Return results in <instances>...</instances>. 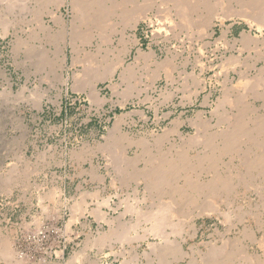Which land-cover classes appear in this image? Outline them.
Listing matches in <instances>:
<instances>
[{
	"label": "rangeland",
	"instance_id": "374dc122",
	"mask_svg": "<svg viewBox=\"0 0 264 264\" xmlns=\"http://www.w3.org/2000/svg\"><path fill=\"white\" fill-rule=\"evenodd\" d=\"M14 1L0 0V238L12 247L11 256L0 255V264H189L191 259L205 264L210 247L242 238L246 226L258 230L262 221L257 232L262 236L264 173L259 177L254 170L242 177L238 158L229 156L223 159L233 160L228 166L222 161L215 168L237 171L227 194L175 193L180 204L174 203L178 209L162 234L151 233V222L138 212L156 210L168 201L173 185L183 184L176 171L177 176L167 173L161 188L155 186L156 159L215 130L196 126L201 119L218 122L217 112L222 115L230 106L219 102L225 90L243 92L240 74L250 79L264 67V31L238 15L216 17L212 28L204 29L201 17H189L188 23L177 17L172 0H150L149 8L143 0H130L123 4L124 14L113 8L117 0H80L81 6L72 0ZM140 4L147 17L133 27L127 16ZM219 5L210 8L211 14L224 15L228 7ZM198 8L194 13L206 12ZM243 33L254 38V45L263 43L253 49L251 42L246 49ZM162 62L170 64L168 71ZM197 142L189 146V155L201 148ZM201 170L206 173L201 180L214 173ZM204 204H214L216 211L203 213ZM182 238L189 254L179 258L176 245ZM239 242L251 252L260 250L248 237ZM229 249L217 259H228Z\"/></svg>",
	"mask_w": 264,
	"mask_h": 264
},
{
	"label": "bare ground",
	"instance_id": "6f19581e",
	"mask_svg": "<svg viewBox=\"0 0 264 264\" xmlns=\"http://www.w3.org/2000/svg\"><path fill=\"white\" fill-rule=\"evenodd\" d=\"M12 1V0H11ZM17 1V0H16ZM14 1V2H16ZM23 1V0H22ZM63 1V0H62ZM60 0V3L62 2ZM73 3L76 5L80 4V2H76V0H72ZM83 1V0H82ZM93 1V0H92ZM104 1V0H103ZM110 1V0H109ZM132 1V0H131ZM130 0H117L114 4H113V8L114 9H120V10H123L122 11V14L126 13L124 12V5L123 4H126L127 2H131ZM145 1V4L142 3V6L143 4L146 5L148 8L151 7L152 4H150V6H148V4L150 3L149 1L150 0H143ZM154 1V0H153ZM165 1V0H164ZM163 1V2H164ZM169 1V0H167ZM166 1V2H167ZM172 6H173V3H174V7H175V12H176V16L177 17H181V20L182 21H188L190 20V18L192 17H201V24H202V28L208 30V28H212L213 24L215 23V20L214 18H220V19H223L225 17H230V15H238V17H243L245 19V21L247 20V22L251 23V24H255L259 29H261L262 31H264V0H192V4L190 3L191 0H172ZM48 2V1H47ZM59 2V1H58ZM96 2L98 4H101L100 3V0H95L93 1V3ZM149 2V3H148ZM162 2V3H163ZM12 3V2H11ZM49 3V2H48ZM51 3V2H50ZM70 3V2H69ZM84 4V2H82ZM81 3V4H82ZM132 3V2H131ZM135 3V2H134ZM171 3V2H170ZM80 4V6H81ZM168 4V2H167ZM217 5V4H220L219 6L221 7H224L227 9L228 7V10L224 13V15L222 16L219 15V13L217 14H211V12L213 13L214 11H210L211 7L213 6L214 8V5ZM74 5V6H75ZM79 6V5H78ZM128 6V5H127ZM141 7V4L139 5ZM169 6V5H168ZM145 9L147 7L143 6ZM205 8L206 12L204 13H201V12H195L194 11L197 9V8ZM218 7V6H217ZM220 7V8H221ZM96 8V7H95ZM101 9H105V7H103L102 5L100 7H98ZM124 8V9H123ZM143 8V9H144ZM198 8V10H200ZM212 8V10H213ZM221 11H223V9ZM97 9V8H96ZM138 9V8H137ZM142 7L139 8V10H136V11H133L131 14H128L129 12H127L128 16H127V19H129L132 24H133V27H136V24L143 18L147 17L146 15V10H143ZM171 9V8H170ZM177 9V10H176ZM202 9V8H201ZM79 10V8H78ZM77 10V11H78ZM99 10V9H98ZM131 10V9H130ZM194 10V11H193ZM225 10V9H224ZM126 11V10H125ZM166 12H168L169 10H165ZM192 11V12H191ZM197 11V10H196ZM100 12V10H99ZM104 11H102L103 13ZM218 12V11H217ZM224 12V11H223ZM97 13V12H96ZM159 13V12H158ZM222 13V12H221ZM114 14V12H113ZM163 14V13H162ZM171 14V13H170ZM169 14V15H170ZM196 15V16H195ZM55 16V14H54ZM171 16V15H170ZM83 17V16H82ZM166 17V16H165ZM169 17V16H168ZM196 17V18H197ZM101 18V17H100ZM159 18V17H158ZM167 19V18H166ZM193 19V18H192ZM226 19V18H225ZM57 20V19H56ZM111 20V19H110ZM109 20V21H110ZM128 20V21H129ZM6 21V20H5ZM100 21V20H99ZM112 21V20H111ZM129 21V22H130ZM175 21V20H174ZM217 21V20H216ZM60 22V21H59ZM171 22V21H170ZM177 22V21H176ZM190 22V21H189ZM1 23V22H0ZM103 24V22H101ZM100 23V24H101ZM109 23V22H108ZM183 23V22H182ZM2 24V23H1ZM6 24V22H5ZM3 23V25H5ZM131 24V25H132ZM188 25V24H187ZM97 26V25H96ZM173 26V25H172ZM4 27V26H3ZM45 27V26H44ZM43 27V28H44ZM48 27V26H47ZM99 27V26H98ZM101 27V26H100ZM175 27V26H174ZM186 27V26H185ZM6 28V27H5ZM190 29V28H189ZM193 29V28H191ZM258 29V30H259ZM201 30V29H200ZM7 31V30H5ZM194 31V30H192ZM199 31V30H198ZM197 31V32H198ZM203 31V30H202ZM201 31V32H202ZM260 31V30H259ZM8 32V31H7ZM83 32V31H82ZM53 33V32H52ZM157 33V31H156ZM199 33V32H198ZM4 34V33H3ZM51 34V33H50ZM55 34V33H54ZM53 35V34H52ZM57 35V34H56ZM80 37H81V34H79ZM84 35V34H83ZM249 34H247L248 36ZM54 36V35H53ZM86 36V35H85ZM192 36V34H191ZM79 37V38H80ZM264 38V37H263ZM243 45L244 47H248L250 48V43L253 42V45H252V48L258 43V41L260 40H255V42L257 41V43L254 45V38L252 39L250 37H246V34L243 33ZM241 39V40H242ZM252 39V40H251ZM251 40V41H250ZM262 41V40H261ZM260 41V42H261ZM242 42V41H241ZM264 42V41H263ZM261 42V43H263ZM111 43V42H110ZM73 44V43H71ZM242 45V46H243ZM264 45V43H263ZM74 46V45H73ZM72 46V47H73ZM257 46V45H256ZM261 47V46H260ZM65 48V47H64ZM75 48V47H74ZM244 48V49H245ZM246 48V49H248ZM76 49V48H75ZM251 49V48H250ZM255 49V48H253ZM61 50V49H60ZM59 50V51H60ZM257 50V49H256ZM260 50V49H258ZM77 51V50H75ZM74 51V52H75ZM60 52L63 53V58L66 59L67 55H66V52L64 49H62ZM47 53V52H46ZM59 53V52H58ZM56 54V53H55ZM45 55V54H44ZM235 56V55H234ZM239 56V55H238ZM232 57V56H231ZM237 56H235L234 58H236ZM62 58V59H63ZM61 59V58H60ZM63 59V60H64ZM91 59V58H90ZM233 59V58H232ZM239 59V57L237 58ZM229 60V59H228ZM233 60H236V59H233ZM199 61V60H198ZM197 61V62H198ZM163 63V62H162ZM170 63V62H169ZM240 64V63H239ZM170 64H166L165 62L162 64L163 68L168 71V67H169ZM161 66V67H162ZM258 68V67H257ZM161 69V68H160ZM171 70V69H170ZM169 70V71H170ZM108 71V70H107ZM114 71V70H113ZM93 73V72H92ZM180 73V72H179ZM241 73V72H240ZM239 73V74H240ZM171 74V73H170ZM168 74V75H170ZM249 74V73H248ZM165 76V75H164ZM171 76V75H170ZM185 77V76H184ZM252 77V76H251ZM99 79V77H98ZM239 81H238V84L240 86H242L244 89H242L243 92H238L239 94H236L237 92H235L236 90H232V88H227V90H225L224 92V95H223V99H221L222 101H219L221 104L223 103V105L225 103H229L230 106H228L229 108L225 107V113L221 115L220 111L217 112L218 116L217 117V121L216 123H213L212 122V119L210 120H207V119H201L200 123L198 122L196 127H201V129H205V130H208V129H213L215 127V130L212 132V131H206L207 134L205 135V137L203 136V139L201 137L202 140H200V138H189L191 140H188L187 142L183 141V145L180 146V148L176 149V151L173 153V152H170L172 154H170L168 156L169 153H165L162 156L163 158H160L158 157V160L156 159V161H158V165L156 164L153 168H155V176H156V183H155V186H159L163 181L164 179L168 182V179L166 177L167 173L169 172H173L175 173L177 171V173L179 174L180 177H182L184 179L183 181V184L180 185V184H177L176 187H173L172 186V183H169L170 186L168 187H171L168 192V196H169V199L168 201L165 202V200H163L162 198V201H164L165 203H161L159 206H156V210L151 209L148 211V212H142V213H139L142 211V208L141 210L139 211V209H137L139 212L138 214H140V217H144L147 219V221H150L151 222V233L155 232L157 234V232L161 233L160 230H161V227L165 224H169L171 222V220L168 219V217H170L173 213V211H175L176 205L180 204V202L178 204H176L177 202H175V199L173 198L174 196L176 197V194H179L180 196H193L195 193L197 195H200L203 193V195H205L206 193H211L212 195L218 191H224L226 192L225 194H227V192H229L230 188H231V185L236 182V179H235V172L237 173V171H234L233 170V167L234 166H231L228 167V168H221L223 169V171H219L216 168V165H218L219 163L218 162H222L223 163H226L227 166L229 164V161L228 163L225 162L223 159L226 157V156H229L231 157L232 159L233 158H238V161H239V165L243 167V171L240 173L242 175V177L246 176L247 174H250L252 172V174L254 173L253 171L256 170V175L257 176H261L263 173H264V67L262 68H259L257 69V72L254 74V76L252 78L249 79V76L246 74V76H244V73L240 74L239 76ZM243 79V80H242ZM249 79V80H248ZM97 80V79H96ZM102 80V79H101ZM90 81V80H89ZM88 81V82H89ZM231 81V80H230ZM245 81H248L245 82ZM85 82V81H83ZM135 82V81H134ZM244 82L246 83V85H241V83L244 84ZM76 84V83H75ZM95 85V84H94ZM135 85V84H134ZM226 86V84H225ZM231 86V85H230ZM245 86V87H244ZM10 87V86H9ZM132 87V86H131ZM229 87V86H228ZM241 87V88H242ZM94 88V87H93ZM95 89V88H94ZM238 90H240L238 87H237ZM250 90H254L252 93H249ZM252 94V95H251ZM166 95V94H165ZM250 95L253 97V100H251V102L249 101V97ZM92 97V96H91ZM167 98V97H166ZM248 99V100H246ZM257 100H261V104H257ZM225 103H224V102ZM219 103V104H220ZM220 104V105H221ZM228 104V105H229ZM217 106V107H220ZM222 105V106H223ZM221 106V107H222ZM216 108V107H215ZM223 108V107H222ZM223 110V109H222ZM221 110V112H223ZM213 113V112H212ZM215 115V114H214ZM197 122V121H196ZM215 124V125H213ZM217 124V125H216ZM196 125V123H195ZM197 129V128H196ZM200 129V128H199ZM210 132V133H209ZM212 132V133H211ZM203 134V133H202ZM164 135V134H163ZM190 135V134H188ZM194 135H195V132H194ZM162 136V135H161ZM163 139V138H162ZM187 139V138H186ZM161 140V139H160ZM174 141V140H173ZM197 142V141H200V146L201 148L199 150H197V153L195 155H189V146L191 147V145L194 143ZM185 142V143H184ZM193 142V143H192ZM159 143V142H158ZM161 143V141H160ZM198 143V142H197ZM196 143V144H197ZM199 144V143H198ZM197 144V145H198ZM170 145V144H169ZM195 145V144H194ZM196 145V146H197ZM195 147V146H194ZM161 148V147H160ZM172 148V146H171ZM169 150V149H168ZM164 151V150H163ZM162 152V151H161ZM167 154V155H166ZM111 156V155H110ZM149 156V155H148ZM155 156V155H154ZM141 157V156H140ZM228 157V158H229ZM150 158V157H149ZM152 158V157H151ZM155 158V157H154ZM229 158V159H231ZM136 159V158H135ZM146 159V158H145ZM112 160V159H111ZM117 160V159H115ZM120 160H123V159H120ZM137 160V159H136ZM153 160V158H152ZM155 160V159H154ZM135 161V160H133ZM227 161V160H226ZM233 161V160H231ZM230 161V162H231ZM125 162V161H124ZM130 162V161H129ZM139 162V161H138ZM153 162V161H151ZM126 163V162H125ZM155 163V162H153ZM233 165H234V162H232ZM231 163V164H232ZM116 164V163H115ZM118 164V163H117ZM236 164V162H235ZM154 165V164H153ZM221 165V164H219ZM218 165V166H219ZM118 166V165H117ZM126 166V165H125ZM124 167V166H123ZM129 167V166H128ZM134 167V166H133ZM147 167V166H146ZM118 168V167H117ZM197 168H199V172L201 173H196V170ZM200 168L203 169V170H212V173L211 175V178H208V179H205V180H201L203 179L202 178V175L204 176V171L202 172V170L200 171ZM125 169V168H124ZM134 169V168H133ZM146 169V168H144ZM143 169V170H144ZM151 169V168H150ZM214 169L216 171H214ZM242 169V168H241ZM127 170V169H125ZM138 170V169H137ZM142 170V171H143ZM208 170V171H209ZM238 170V169H237ZM122 171V170H121ZM139 171V170H138ZM141 171V170H140ZM151 171H153L151 169ZM150 171V172H151ZM180 171V173L178 172ZM193 171H195V173H192ZM209 171V172H210ZM136 172V171H135ZM149 172V171H148ZM219 172V173H218ZM123 173V172H122ZM130 173V172H129ZM140 173V172H139ZM142 173V172H141ZM140 173V175H141ZM137 174V173H135ZM153 174V172H152ZM176 174V173H175ZM174 174V175H175ZM198 174V175H197ZM209 174V173H208ZM139 175V174H137ZM145 175H147V173H145ZM255 175V174H254ZM132 176V175H131ZM129 176V177H131ZM154 176V175H153ZM177 176V174L175 175ZM174 176V177H175ZM178 176V177H179ZM195 176H198V179H199V176L201 179L197 180ZM239 176V175H237ZM249 176V175H247ZM125 177V176H124ZM149 177V176H148ZM173 176H171L172 178ZM264 177V175H263ZM133 178V177H131ZM130 178V179H131ZM136 178V176H135ZM247 178V177H246ZM145 179V178H144ZM173 179V178H172ZM171 179V180H172ZM176 179V177H175ZM238 179V178H237ZM252 179V178H251ZM255 179V177H254ZM258 179V178H257ZM263 179V178H261ZM137 180V178H136ZM242 180V179H241ZM240 180V181H241ZM244 180V179H243ZM238 181V180H237ZM113 182V180H112ZM139 182V180H138ZM146 182V181H144ZM239 182V181H238ZM245 182V181H244ZM151 183V182H150ZM126 184V183H125ZM139 184V183H138ZM146 184V183H144ZM167 184V183H166ZM238 184V183H237ZM148 185V184H147ZM146 185V186H147ZM152 185V184H151ZM150 185V187H151ZM164 185V183H163ZM162 185V186H163ZM259 185V184H258ZM149 186V185H148ZM166 186V185H165ZM234 186V185H233ZM232 186V187H233ZM261 186V185H260ZM153 187V185H152ZM161 188V185L159 186ZM256 187V186H255ZM58 188V187H57ZM163 188V187H162ZM257 188V187H256ZM151 189V188H150ZM149 189V190H150ZM158 189V188H157ZM156 189V190H157ZM234 188H232L231 190H233ZM261 187H258L257 190H260ZM53 190V189H52ZM51 190V191H52ZM148 190V191H149ZM166 190V189H165ZM135 191L138 192L139 189L138 187L135 188ZM262 191V190H260ZM53 192V191H52ZM51 192V193H52ZM135 192V193H136ZM159 192V191H157ZM50 193V192H48ZM54 193V192H53ZM52 193V194H53ZM59 193V192H58ZM61 193V192H60ZM166 193V192H165ZM176 193V194H175ZM222 193V192H221ZM171 194V195H170ZM59 195V194H58ZM158 195V194H157ZM165 195V194H164ZM167 195V194H166ZM207 195V194H206ZM209 195V194H208ZM53 196V195H52ZM87 196V195H86ZM128 196V195H127ZM179 196V197H180ZM215 196V195H214ZM50 197V196H49ZM85 197V195H84ZM133 197V196H132ZM190 197V196H189ZM196 197V195H195ZM209 197H211V195H209ZM227 197V196H226ZM127 198V197H126ZM137 198V197H136ZM135 198V199H136ZM178 198V197H176ZM197 198V197H196ZM215 198V197H214ZM52 199V198H51ZM107 199V198H106ZM146 199V198H145ZM188 199V198H186ZM204 199V198H202ZM209 199V198H208ZM53 200V199H52ZM134 200V199H133ZM190 200V199H188ZM215 200V199H214ZM77 201V200H76ZM79 201V200H78ZM138 201V200H136ZM154 201V200H153ZM184 201V200H183ZM187 201V200H186ZM105 202V201H103ZM109 202V201H108ZM107 202V203H108ZM114 202V201H113ZM121 202V201H120ZM213 202V201H212ZM231 202V201H230ZM229 202V203H230ZM77 203V202H76ZM106 203V202H105ZM176 205H175V204ZM205 203V202H204ZM211 203V201H210ZM80 204V203H78ZM82 204V203H81ZM80 204V205H81ZM112 204V203H111ZM109 203V205H111ZM127 204V203H125ZM154 204V203H153ZM196 204V203H195ZM198 204V203H197ZM80 205H79V208H80ZM128 207L127 209L128 210H132L133 207L131 206V203L130 204H127ZM135 205V204H134ZM152 205V204H151ZM193 205V204H192ZM205 205V206H204ZM203 207L200 206L201 210L205 213L207 211H216V208H214V204L212 206V204L208 205V204H204ZM218 205V204H217ZM216 205V206H217ZM86 206V205H85ZM147 206V205H146ZM145 206V207H146ZM229 206V204H228ZM82 207V206H81ZM100 207V206H99ZM78 208V207H77ZM85 208V207H84ZM180 210H182L183 208L179 207ZM193 208V207H192ZM87 209V208H86ZM92 209V208H91ZM124 209V208H123ZM218 209V207H217ZM76 210V209H75ZM84 210V209H83ZM82 210V211H83ZM95 210V209H94ZM200 210V209H199ZM92 211V210H91ZM104 210L102 209H98L97 208V211L95 210V212H97V214L101 217H104ZM124 211V210H123ZM78 212V210L76 211ZM89 212V211H88ZM129 212V211H128ZM183 212V210H182ZM198 212V211H197ZM84 213V212H83ZM94 213V212H93ZM123 213V212H122ZM228 213V212H227ZM175 214V212H174ZM182 214V213H181ZM191 214V212L189 213ZM195 214V213H194ZM201 213H199L200 215ZM208 214V213H206ZM226 214V213H225ZM229 214V213H228ZM227 214V215H228ZM253 214V213H252ZM81 215V214H80ZM83 215V214H82ZM184 215V214H182ZM188 215V214H186ZM174 216V215H173ZM179 216V215H178ZM256 216V215H255ZM261 215H259L260 217ZM182 217V216H181ZM184 217V216H183ZM191 219L193 217V214H191ZM195 217V216H194ZM76 218V217H75ZM119 218V217H117ZM138 218V217H137ZM189 218V217H188ZM258 216L256 217V220L257 223L258 220H257ZM107 220V219H106ZM138 220V219H137ZM181 220V219H180ZM189 220V219H188ZM108 221V220H107ZM120 221V220H119ZM170 221V222H169ZM184 221V219H183ZM121 222V221H120ZM173 222V221H172ZM176 222V221H174ZM182 222V221H181ZM190 222V221H189ZM264 222V221H263ZM113 223V222H112ZM139 223V222H138ZM146 223V222H145ZM183 223V222H182ZM118 224V223H117ZM120 224V223H119ZM132 224V223H131ZM136 224V223H135ZM174 224V223H173ZM172 224V226H173ZM178 224V223H176ZM180 224V223H179ZM109 225V224H108ZM134 225V223H133ZM259 225V224H258ZM260 225H262V221L260 223ZM259 225V229L255 230L253 228H249V227H245L244 228V231L242 233V238H245V237H248L251 241V243H255L258 245L259 249L258 251H253L251 252L250 249H249V246L246 245L244 242V245H246L245 247L242 246L243 248H241V242H239V240H242V238L240 237H237L235 239H227L225 240L226 242H223L222 245L220 246H216L214 245L213 247H210L208 251H206L207 253L205 254V256H203V261L205 262H212L213 264H264V232L262 234V236H258L257 232H259V230H262V227H260ZM137 226V225H136ZM176 226H180V225H176ZM113 227V226H112ZM124 227V226H122ZM121 227V228H122ZM132 227V226H131ZM149 227V226H148ZM166 227V226H165ZM164 227V229H165ZM183 227V226H182ZM114 228V227H113ZM142 228V227H141ZM146 228V227H145ZM174 228V227H173ZM115 229V228H114ZM113 229V231H114ZM123 229V228H122ZM172 229V228H171ZM117 230V229H116ZM115 230V231H116ZM144 230H147L144 229ZM179 230V229H178ZM178 230L175 229L176 232H178ZM184 230V229H182ZM111 231V232H113ZM119 231V230H118ZM149 231V232H150ZM163 231V230H162ZM173 231V230H172ZM105 232V231H104ZM121 232V231H120ZM146 232V231H145ZM124 233V232H122ZM122 233H119L122 237L125 236V235H122ZM172 233V232H171ZM103 234V233H102ZM113 234V233H112ZM118 234V232L116 233ZM162 234V233H161ZM176 234V233H175ZM143 235V234H142ZM110 236V235H108ZM119 236V235H118ZM120 236V238H121ZM139 235H137L138 237ZM102 237V236H101ZM106 237H107V233H106ZM104 237V238H106ZM131 237V236H130ZM136 237V238H137ZM142 237V236H141ZM95 238V237H94ZM118 238V237H117ZM124 238V237H123ZM127 238V237H126ZM134 238V237H133ZM107 239V238H106ZM119 239V238H118ZM8 240V239H7ZM97 240V238H96ZM102 240V239H101ZM110 240V239H109ZM125 240V239H124ZM128 240V238H127ZM126 240V241H127ZM130 240V238H129ZM185 238H182V240H177L178 241V246L176 245V248L178 249V251L180 252H176L178 253V255L181 253V258L183 255L187 256L189 253L187 251H185L183 249V242H184ZM105 241V239H104ZM167 241V240H166ZM172 241V239H171ZM102 243V242H101ZM106 243V242H105ZM168 243V242H167ZM174 243V242H172ZM103 244V243H102ZM101 244V245H102ZM113 245V244H112ZM172 245V244H171ZM230 248L229 249V252L226 256V258L228 257V259L226 260H223L222 261L217 259V256L219 253L222 254V250L223 249H226V248ZM261 249H262V252H261ZM172 251V250H171ZM200 251V250H199ZM169 252V251H168ZM12 254V247L10 246V244L8 243V241H6L5 238H0V255H2L3 257L4 256H11ZM175 254V253H174ZM171 255V254H170ZM223 255V254H222ZM221 256V255H219ZM76 257V256H74ZM166 257V256H165ZM180 258V255L178 256ZM215 257H216V260H215ZM225 257V256H224ZM10 258V257H9ZM24 258V257H23ZM20 260V259H19ZM75 260V259H73ZM195 260V259H194ZM194 260L192 261L191 259V262L189 264H191L192 262L194 263ZM197 261V260H196ZM216 261V262H215ZM69 262V261H68ZM71 263V262H70ZM196 264V263H194Z\"/></svg>",
	"mask_w": 264,
	"mask_h": 264
}]
</instances>
